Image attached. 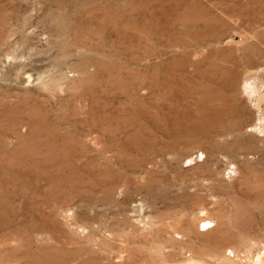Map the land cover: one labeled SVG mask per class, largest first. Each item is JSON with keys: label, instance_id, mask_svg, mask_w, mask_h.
I'll return each instance as SVG.
<instances>
[{"label": "rangeland", "instance_id": "374dc122", "mask_svg": "<svg viewBox=\"0 0 264 264\" xmlns=\"http://www.w3.org/2000/svg\"><path fill=\"white\" fill-rule=\"evenodd\" d=\"M263 236L264 0H0V264H245Z\"/></svg>", "mask_w": 264, "mask_h": 264}, {"label": "bare ground", "instance_id": "6f19581e", "mask_svg": "<svg viewBox=\"0 0 264 264\" xmlns=\"http://www.w3.org/2000/svg\"><path fill=\"white\" fill-rule=\"evenodd\" d=\"M263 130V129H262ZM263 135V134H262ZM215 216H210V217H199L200 220V224L201 226L206 225L205 229H201V227L199 226V228H195V225H193V223L191 222H187L186 224H184L182 227H180L179 229H173L170 231V233L172 235L178 234L181 235V239H183V241H187V239L191 236V238L195 237V234L198 236L201 235H205V234H209V232L211 231L212 228H214L216 226V219H214ZM198 219V218H197ZM215 223V224H214ZM255 223V222H254ZM211 224V225H210ZM205 227V226H204ZM168 228V227H167ZM171 228V227H170ZM169 228V229H170ZM245 231L247 233V235H252L253 233L257 234V232L254 230L255 227L250 226V224H246L244 226ZM197 229H200L197 231ZM258 230V229H256ZM115 232V231H114ZM262 234V233H261ZM94 235V234H93ZM258 235V234H257ZM259 236V235H258ZM252 237V236H251ZM257 237V236H255ZM262 237V236H261ZM264 237V236H263ZM113 238V237H112ZM259 239V238H258ZM255 240H257V238H255ZM254 240V241H255ZM261 239H259L260 241ZM264 240V239H263ZM220 241V240H219ZM110 242V241H109ZM178 242V241H177ZM216 242V241H215ZM258 241H256L257 243ZM255 243V242H254ZM253 243V245H254ZM214 244V243H213ZM215 243L212 247H214V250L216 251V256L221 255L219 257H217L215 259V262H213V264H233L234 260H233V253H234V248L231 247L228 243V245L226 243H224L223 241H221V243L217 244ZM174 246V245H173ZM184 246V245H183ZM209 246V245H208ZM257 246V244H256ZM166 247V246H165ZM170 247V246H169ZM211 247V245H210ZM119 248V247H118ZM188 248V247H187ZM132 250V249H131ZM166 250V249H165ZM114 252V251H113ZM155 255V254H154ZM236 255V254H235ZM248 255V254H247ZM143 256V255H142ZM237 256V255H236ZM248 259L246 260L245 264H264V243L263 246L260 250L256 251V253L247 256ZM175 258V256H174ZM238 258V256H237ZM116 259V258H115ZM181 259V258H180ZM179 259V260H180ZM201 259V258H200ZM170 260V259H169ZM190 262H177L176 264H201V260L199 261H195V259L193 257H191ZM178 261V258L177 260ZM212 262V261H211ZM207 262H204L203 264H211ZM241 262V261H240ZM238 263V262H237ZM244 263V262H241ZM235 264V263H234ZM240 264V263H239Z\"/></svg>", "mask_w": 264, "mask_h": 264}]
</instances>
